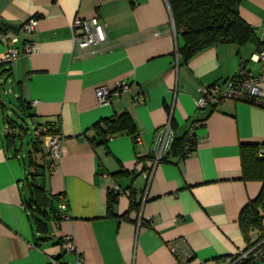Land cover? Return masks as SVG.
<instances>
[{
  "label": "crops",
  "instance_id": "0c3cea01",
  "mask_svg": "<svg viewBox=\"0 0 264 264\" xmlns=\"http://www.w3.org/2000/svg\"><path fill=\"white\" fill-rule=\"evenodd\" d=\"M240 11L258 41L214 45L185 61L186 42L168 0H0V54L14 36L37 48L0 65V264H50L52 257L65 264H178L173 242L192 253L189 264H227L264 234V221L250 236L241 226L243 208L264 187L261 178H246L242 156L243 144L264 146V106L233 100L197 106L201 86L225 87L242 65L263 73L257 54L264 0H242ZM31 17L37 29L23 33ZM94 17L106 24L108 42L83 51L72 24ZM120 80L146 101L125 94L100 104L97 87ZM15 107L63 134L56 168L41 141L29 154L17 146L10 129ZM124 112L142 141L123 131L103 142L95 124ZM169 122L174 140L188 139L195 127L194 147L187 154L179 146L150 176L156 135ZM31 183L46 188L57 212L67 202L69 217L48 218L30 207ZM117 187L122 192L110 213ZM66 235L75 251L65 248Z\"/></svg>",
  "mask_w": 264,
  "mask_h": 264
},
{
  "label": "built area",
  "instance_id": "2783aa9c",
  "mask_svg": "<svg viewBox=\"0 0 264 264\" xmlns=\"http://www.w3.org/2000/svg\"><path fill=\"white\" fill-rule=\"evenodd\" d=\"M37 26L38 19L36 17H31L23 23L21 31L23 33L32 34L36 31ZM72 28L74 43L83 51H92L96 44H101L103 46L107 45L108 34L106 24L101 22L97 17L90 19L77 18L74 20ZM3 36L4 33L0 32V37ZM36 49V45L28 39H22L21 36L11 37L8 39L7 49L0 54V65L13 64L22 54H31L35 52ZM261 59H264V46L257 54V60L259 61ZM263 83L264 69L263 73L257 76L245 65H242L237 71V74L231 78L225 87L220 82L201 86V96L197 99V106L199 108H207L222 104L227 100L248 101L253 104L264 106ZM96 92L99 102L102 105H109L115 98L125 94L137 96L136 99L139 102L146 101L145 94H134V86L131 82L126 80L118 81L114 88L107 85H100L97 87ZM53 128L54 127L47 122H34L32 131L36 139L42 142L52 169L56 168L57 162L61 160L65 154L64 136L60 132L52 130ZM10 129L12 132H15L16 126H10ZM194 134L195 127L188 136L189 140L185 148V153L187 154L191 152L194 147ZM134 140L136 143H139L142 141V138L139 134H135ZM174 141L172 122H169L163 126L156 135L153 146V166L149 169L150 176L154 174L156 166L170 154ZM259 155L264 157V146L260 148ZM115 192L120 193L122 189L117 187ZM67 209V202H62L59 210L61 219L69 217ZM63 239L64 246L67 250H76V244L71 235H66ZM183 244L181 242H173L170 247L177 256L178 264H189L192 253L186 250ZM261 259H264V238L253 246L240 251L227 264H256ZM50 264L65 263H62L56 257H52Z\"/></svg>",
  "mask_w": 264,
  "mask_h": 264
},
{
  "label": "trees",
  "instance_id": "16d2710c",
  "mask_svg": "<svg viewBox=\"0 0 264 264\" xmlns=\"http://www.w3.org/2000/svg\"><path fill=\"white\" fill-rule=\"evenodd\" d=\"M168 1L177 31L181 32L186 42L180 50L185 61L191 60L199 52L214 45L223 43L244 45L259 40L256 29L241 15L240 3L242 0ZM10 123V126H15L14 119H11ZM47 123L53 126L52 122ZM95 129L103 137V142H108L114 134L123 131H128L133 135L137 134L135 121L129 112H124L112 118H105L95 124ZM52 130L58 132V129L53 128ZM188 140L189 138L176 139L172 151H175L179 146H183L181 148L184 151ZM242 154L246 178H261L264 181V157L259 155V145L243 144ZM36 167L38 170L44 169L43 167ZM38 173L35 172L34 176ZM31 188L33 195L28 202L30 207H35L37 211L45 213L48 218L54 212L55 218L60 220L59 210L57 212L54 201L46 188L37 186L36 183H31ZM118 195L115 191H111L109 194L110 213H113L112 208L117 202ZM135 205L138 204L134 203ZM48 207H51L52 211H47ZM261 208H264V187L260 195L243 208L241 226L247 236H250L253 229L263 230L264 217L261 214ZM39 220L43 222L42 226L47 225L42 219ZM263 238L264 234L255 242H252L249 247L260 242Z\"/></svg>",
  "mask_w": 264,
  "mask_h": 264
},
{
  "label": "rangeland",
  "instance_id": "374dc122",
  "mask_svg": "<svg viewBox=\"0 0 264 264\" xmlns=\"http://www.w3.org/2000/svg\"><path fill=\"white\" fill-rule=\"evenodd\" d=\"M9 99H12L13 103L16 102L13 95H10ZM12 114L16 126L15 139L17 146L22 147V153L29 154L31 151H33V143L36 139L35 135L32 132L34 127V121L30 116H28V114H26L20 109H17L16 107L12 110ZM27 123L29 125H27ZM28 126L29 129L27 130Z\"/></svg>",
  "mask_w": 264,
  "mask_h": 264
}]
</instances>
